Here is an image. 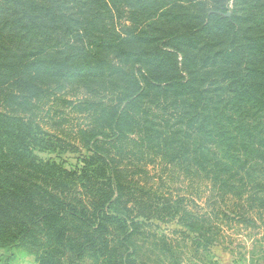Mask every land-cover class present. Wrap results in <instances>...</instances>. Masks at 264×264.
Returning <instances> with one entry per match:
<instances>
[{"label":"trees","instance_id":"obj_1","mask_svg":"<svg viewBox=\"0 0 264 264\" xmlns=\"http://www.w3.org/2000/svg\"><path fill=\"white\" fill-rule=\"evenodd\" d=\"M82 148L72 171L37 154ZM132 157L264 209V0H0V248L139 264L132 215L181 208Z\"/></svg>","mask_w":264,"mask_h":264},{"label":"rangeland","instance_id":"obj_2","mask_svg":"<svg viewBox=\"0 0 264 264\" xmlns=\"http://www.w3.org/2000/svg\"><path fill=\"white\" fill-rule=\"evenodd\" d=\"M230 11L225 15L229 16ZM66 112L68 118H73L63 125L68 130L80 119L69 109ZM37 154L44 159L64 161V168L72 171L81 166V158L87 152L82 148L78 152ZM129 164L126 168L133 174L130 178L158 194L157 203L169 202L181 208L167 220L132 215L135 220L151 224L147 228L150 233L138 236L134 242L142 259H137L139 264H264V209L251 201L245 202L247 194L242 199L232 193L222 197L208 181H196V177L161 159L132 157ZM182 212H190L194 218L183 221ZM200 232L211 240L204 241ZM154 247L158 249L155 251ZM0 264L38 263L28 251L11 246L0 248ZM82 264L98 263L87 257Z\"/></svg>","mask_w":264,"mask_h":264}]
</instances>
